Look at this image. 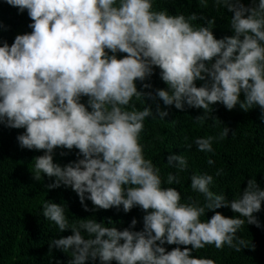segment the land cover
<instances>
[{
  "label": "clouds",
  "instance_id": "clouds-1",
  "mask_svg": "<svg viewBox=\"0 0 264 264\" xmlns=\"http://www.w3.org/2000/svg\"><path fill=\"white\" fill-rule=\"evenodd\" d=\"M4 2L21 13L27 10L32 21L30 33L0 46V124L24 129L16 137L21 148L43 150L34 159L33 178H52L48 189L71 187L85 211L89 200L94 209L127 213L138 206L145 212L140 231L132 230L135 218L123 230L95 219L70 225L64 208L47 200L43 217L60 232L71 231L53 239L49 249L70 251L68 264L97 259L100 264H214L193 257L192 251L206 245H227L237 252L247 248L237 232L245 223L261 226L253 214L261 211L264 189L255 178L248 179L238 198L227 200L210 191L212 175H192L191 189L205 203H181L175 188L162 187L159 169L144 158L139 143L145 119H164L167 110L157 105L154 116L149 106H127L133 97L159 98L178 110L202 109L194 120L203 123L211 105L220 103L227 110L259 107L264 119V0H251L248 6L241 0H214L232 13V35L221 39L189 22L213 23L206 18L153 11L152 0ZM200 3L206 6L207 0ZM117 53L126 55L118 59ZM153 67L166 84L154 96L135 84L149 78ZM196 81L204 83L197 87ZM81 97L88 98L86 104ZM229 131L225 126L218 137L196 138L194 144L211 153L214 140L227 138ZM58 147L78 149L82 158L62 167L53 162ZM167 164L181 172L188 168L183 155L169 154ZM167 183H179L178 176L169 173ZM222 207L238 215L214 211ZM206 210L214 214L202 221ZM165 244L177 247L169 251Z\"/></svg>",
  "mask_w": 264,
  "mask_h": 264
},
{
  "label": "trees",
  "instance_id": "trees-1",
  "mask_svg": "<svg viewBox=\"0 0 264 264\" xmlns=\"http://www.w3.org/2000/svg\"><path fill=\"white\" fill-rule=\"evenodd\" d=\"M241 2L248 6L251 0ZM152 10L165 11L171 16L183 15L186 19L196 14L197 17H204L213 23L206 24L199 18L190 20L194 28L208 27L216 39L232 35V13L223 5H216L214 0H207L206 6H202L200 0H152ZM30 23L32 21L27 10L21 13L16 7L0 0V46L4 42L10 46L17 35L30 33ZM116 55L119 59L126 54ZM159 72L158 67H153L149 78L145 81H135L137 90L142 93L150 91L154 96L156 89H165L166 84L161 80ZM145 83L150 84L151 88H143ZM195 83L199 87L204 82ZM87 99L81 97V103L86 104ZM157 105L162 110H167L168 116L164 119L146 118L139 143L143 147L144 158L151 160L159 169L162 187L175 188L180 193L181 203L195 202L197 206H203L205 203L204 196L191 189L192 175H212L210 191L224 194L227 200L238 198L247 186L248 179L255 178L264 189V119L259 107L244 110L237 105L232 110H227L222 104L216 103L211 105L212 110H209L203 123L194 120L203 115L202 109L185 107L184 110H178L174 106L163 105L159 98L133 97L127 110L133 107L143 110L145 106H149L155 116ZM225 126L230 129L228 137L214 140L213 152L197 150L194 144L196 138L218 137ZM23 132L22 128H9L0 124V264H68L71 259L70 251L63 252L55 247L49 249L53 239L71 235V231L60 232L54 222L43 217V204L47 200L64 208L70 225L78 224L82 219H95L98 223L103 222L105 226L123 230L128 228L135 218L137 224L132 230H142L145 212L138 206L125 213L122 208L94 209L92 202L85 200L84 203L88 207V211H85L71 187L61 185L48 189L46 186L52 183L53 179L43 174L41 180H35L32 174L34 159L42 156L44 152L21 148L16 137ZM169 154L183 155L187 159L188 168L181 172L170 167L167 164ZM79 158L82 157L78 156V149L75 148L68 150L58 147L53 152V162L62 167ZM209 158L214 164L207 163ZM221 169L222 174L217 176V170ZM169 173L178 176L179 183L168 184ZM214 211L225 217L238 215L228 207ZM213 214V211L206 210L205 216L200 219H210ZM253 215L261 226L245 223L237 232V235L248 243L247 248L237 252L227 245L222 249L206 245L202 249L193 250L192 256L210 259L214 264H264V202L261 211ZM82 235L87 238L86 233ZM164 247L170 251L177 245L165 244ZM94 264H100L99 260Z\"/></svg>",
  "mask_w": 264,
  "mask_h": 264
}]
</instances>
